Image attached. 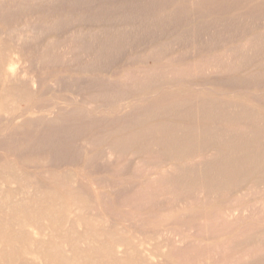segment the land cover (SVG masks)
<instances>
[{
  "label": "rangeland",
  "instance_id": "1",
  "mask_svg": "<svg viewBox=\"0 0 264 264\" xmlns=\"http://www.w3.org/2000/svg\"><path fill=\"white\" fill-rule=\"evenodd\" d=\"M228 1L224 0L223 4V0H0V161L10 157L8 167L2 170L11 178L16 176L17 182L13 186L33 184L35 179L46 181L49 175L45 173L47 169L56 174L67 172L72 177L75 173L79 177L84 176V179L81 178L84 185L87 182L85 179L94 180L97 172L105 169L102 148L105 149L108 140L113 137L127 139L130 134L127 132L131 130L128 127L129 121L138 118L143 124L144 121H153V118L161 121L168 117L145 105V101L154 100L161 105L181 99L180 102L189 108L187 113L174 115V120H183L188 124L195 122L192 111L197 96L206 99V102L211 100L209 104L224 105L225 109L242 106L251 112L259 110L264 114V62L255 65L251 62L254 52L264 54V13L260 14L262 17L249 14L250 11L258 10L264 0H233L234 7L233 2L228 4ZM251 43H256L257 48L251 46ZM249 47L254 50L252 48L251 51ZM219 53L230 56V59L226 58L224 63L216 62ZM206 56L209 59L206 60ZM200 60L207 63L211 61L212 65L217 63L213 67L218 66V72H185L186 76L184 73L175 74L176 69L191 68L195 61ZM229 60L230 64L233 61L234 67L229 64ZM31 78L36 79L32 85L29 81ZM167 89L173 92L167 93V97L155 99V91L160 94ZM144 95L145 99L149 98L144 100ZM128 110L132 112L128 113ZM57 112L61 115L59 121L55 122ZM251 112L249 115L256 116ZM119 115H123L122 119ZM71 117L76 123L67 121ZM111 125L116 127L108 130ZM138 125L141 126L140 122ZM24 127H29V130L21 133L23 130L20 129ZM234 131L215 133V137L237 142L239 136L244 134ZM140 134L142 136L145 133L137 135ZM163 134L161 136L166 137L172 133ZM261 134L260 138L250 135L245 137L264 143V133ZM147 136L151 138L154 133H147ZM86 139L93 142L84 144ZM213 145L217 149L220 147L218 144ZM48 153L52 155L50 160L47 159ZM150 153H142L141 156L148 158ZM222 154L209 157L210 160L214 159L212 166L220 164L221 158H224ZM173 157L171 161H180L177 160L178 156L173 154ZM225 157L226 160L232 159L231 155ZM134 159L128 152L123 154L121 166L127 170H123L126 174L123 178L129 177L136 169L144 173L142 167L145 164L137 166ZM185 170L191 174L187 167ZM197 171L192 172L196 180ZM187 176L181 171L179 181L183 179L182 196L191 198L194 195L195 199L188 198L184 203L180 196H175L173 204V196L168 199L169 208L161 206L164 200H155L153 205L150 203L142 208L127 209L142 216L153 209L163 217L180 222L186 216H194L204 209L210 211L217 207L227 210L228 204L223 202L239 193L235 185L224 189L221 186L220 190L215 189L217 198L213 195L210 198L212 201L207 203L204 199L203 204L202 196L194 194L192 189V192H187V187L191 188L189 183L192 179ZM252 179V184L259 183ZM137 180L132 178V181ZM124 184L127 182L117 184L116 189L103 186V196L98 195L93 186L87 189L89 198L106 201L111 209L118 210L115 200H112L114 204L111 205V198L116 196V191L123 193L130 190L128 187L131 186ZM263 189V186H257V196ZM83 193H86L85 188ZM178 193L181 194V191ZM255 193L253 191L252 198H248H258ZM177 198L181 203H178ZM124 208L121 209L122 213H125ZM86 212L87 216L91 213ZM181 212L185 214L178 217ZM178 222L174 221L171 228L179 231L181 226ZM128 224L121 222L119 226L107 225V228L128 237L134 230L153 232L155 229V224L143 223L140 226L137 222L134 228ZM164 233L167 234L166 231ZM156 236L151 240L154 245L158 242ZM162 236L165 235L160 238ZM227 236L215 240L221 243ZM202 239V242H208ZM257 261L261 263V258H256Z\"/></svg>",
  "mask_w": 264,
  "mask_h": 264
},
{
  "label": "bare ground",
  "instance_id": "2",
  "mask_svg": "<svg viewBox=\"0 0 264 264\" xmlns=\"http://www.w3.org/2000/svg\"><path fill=\"white\" fill-rule=\"evenodd\" d=\"M232 2L233 0L228 1V4ZM262 13H264V3L259 6L258 10L250 11L249 14L262 17L260 15ZM251 44V46H255L256 43ZM255 47L257 48V46ZM254 54L251 59L252 64L264 62V54L259 55L255 52ZM207 57L206 60L209 59ZM226 58L230 59V56L220 54L216 58V62L224 63ZM210 62L195 61L191 68L176 69L174 72L175 74L184 73V76L188 73L197 74L202 71L211 72L214 70L218 72V66L213 67L217 63L212 65ZM233 64L232 61L230 65ZM227 70H230V68ZM185 72L187 73L185 74ZM29 81L32 85L36 82V79L31 78ZM167 91L169 90L167 89L160 94L155 91V99L160 96L167 97V93L173 92L172 89L169 92ZM143 98L146 100L149 97L145 99L144 95ZM180 100L179 98L174 99L161 105L155 103L154 100L145 101V105H149L152 109H156L163 114L165 113L168 117L161 121H155V118H153V121L149 123L144 121L143 124L141 123L142 120L138 118L129 121L128 127L131 130L127 132L130 133L126 137L127 139L113 137L108 140L107 146H104L105 149L102 148L103 153L101 152L105 162L104 171L97 172V177L95 176L94 180L85 179L87 181L85 185L83 184L84 180L81 179L85 177H79L77 173L72 177L67 172L56 174L47 169L45 173L49 175L47 177L45 175L46 181L35 179L33 184L13 186L16 184L17 178L16 176L11 178L9 174L3 172L10 162V157H4L0 161V264H264V189L260 195L258 194L259 196L255 193L258 191H255L258 185L264 187V143L252 137H245L246 135L259 138L262 136L261 133H264V114L259 110H253L252 112L256 115L253 117L249 115L251 111L242 108V106L241 108H239L240 106H230L225 109L224 105H213V102V104H209L208 102L211 100L206 102V99L197 96L193 103L194 109L192 108L195 122L194 124H188L183 120H174V115L187 113V108H189ZM131 110H128V113L133 111ZM124 113L122 114L124 115ZM60 115V112L56 113L55 122L59 121ZM123 115H119V117L121 116L122 119ZM72 119L73 117L67 119V121L73 122ZM139 122L141 126L138 125ZM49 127L50 125L47 128ZM115 127L116 125H111V129L108 128V130H113ZM234 129L236 130L234 131ZM20 130H23L21 133H24V131L29 130V127ZM230 130L244 135L239 136L237 142H227L225 139L215 137V133H228ZM111 132L113 133V131ZM136 133H145V136ZM147 133H154V136L147 138ZM163 133L172 134L162 137ZM177 133H180V135ZM187 133H191V135ZM161 134L163 135L161 136ZM193 135L195 137H192ZM92 142L93 140L87 141L86 139L84 144L89 145ZM188 144L191 145L188 146ZM213 144H218L220 147L217 149ZM125 152H128L131 158H135L137 166L140 163L145 164L142 167L144 173H140L136 169L129 177L123 178L126 174L123 173L125 169L121 164ZM222 152L224 158H226L225 155H231L232 159L221 158L219 165L212 166L214 159L210 160L209 157H214ZM142 153H150V156L144 158L141 156ZM173 154L178 156L177 160H180L177 161L178 163L173 161L175 158ZM51 156L48 153L47 159L50 160ZM181 156L183 157L181 158ZM186 167L191 174L185 172ZM196 170H198V180H196L197 178L194 179L195 174L193 173ZM181 171L192 178L190 179L191 183H189L191 188L187 187L186 189L184 187V190L190 192L192 189V191H195L194 194L202 196L201 203L204 199V202L208 203L213 195L217 198V195H215L217 190L215 189L220 190L221 186L224 189L226 186L235 185L239 189L232 188L238 189L239 193L234 194L235 196L233 195L228 200L225 199L226 201L223 203L228 204L227 210L217 207L210 211L204 209L194 216H186L180 222L163 217L153 209L146 211L147 213L144 216L127 209L128 207L130 209L142 208L149 206L150 203L153 205L157 200H164L163 204L160 205L169 208L167 202L173 196L174 200L171 198L173 204L176 199L175 196H180L182 202L185 203L190 197L182 196L183 186L181 182L183 179L181 178V181H179ZM124 172H127V170ZM133 177L138 180L132 181ZM187 177L186 179L189 178ZM251 178L259 183L257 185L252 184L250 182ZM124 181L127 182L124 185L131 186L128 187L130 190L123 193L116 191L114 193L116 196L111 198V205L114 204L112 200H115V204L119 207L118 210L111 209L106 201L89 198L87 189L93 186L96 187L97 194L103 196L104 189H101L103 186L115 188L117 184L124 183ZM241 182L244 185H242L243 183L240 184ZM76 185L78 186L76 187ZM254 186L256 187L254 188ZM83 188L86 190L85 194ZM179 191H181V194L178 193ZM230 191L232 190L230 189ZM253 191L255 197L258 198L251 200L249 198L251 193L253 196ZM65 196L68 198H65ZM78 197L81 198L80 201H76ZM193 197L190 199H193ZM178 198L177 201H180ZM179 201L178 203H181ZM123 207H125V213H122L123 210L121 209ZM86 211L91 212L89 216H87ZM183 214L185 213L181 212L178 217ZM158 219H164V223L160 220V222H156ZM174 221L180 223L181 229L179 231L171 228L170 225ZM121 222H127L130 226L131 224L132 226L135 225L137 222L139 225H143V223L155 224V229L153 232L133 229L132 235L128 237L122 236L114 229L107 228V225L119 226ZM100 223L106 224V226H102ZM163 234L165 236L160 238ZM154 235H158L156 236L158 239L156 245L151 241L154 239ZM221 236L227 237L223 238L221 243L220 240H215L221 238ZM202 238L207 239L208 242H202ZM242 243L243 245H241ZM245 243L247 244L245 245ZM223 244L225 245L222 247ZM256 258H261V263L256 262Z\"/></svg>",
  "mask_w": 264,
  "mask_h": 264
}]
</instances>
